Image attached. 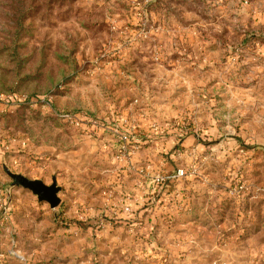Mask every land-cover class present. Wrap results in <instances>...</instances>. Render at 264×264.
<instances>
[{
    "label": "rangeland",
    "instance_id": "rangeland-1",
    "mask_svg": "<svg viewBox=\"0 0 264 264\" xmlns=\"http://www.w3.org/2000/svg\"><path fill=\"white\" fill-rule=\"evenodd\" d=\"M0 264H264V0H0Z\"/></svg>",
    "mask_w": 264,
    "mask_h": 264
},
{
    "label": "water",
    "instance_id": "water-1",
    "mask_svg": "<svg viewBox=\"0 0 264 264\" xmlns=\"http://www.w3.org/2000/svg\"><path fill=\"white\" fill-rule=\"evenodd\" d=\"M12 177L22 186L30 189L34 194L37 195L39 200L47 201L51 207H55L59 198L57 196L58 188L55 181L51 185L44 184L38 179H28L21 175L12 174Z\"/></svg>",
    "mask_w": 264,
    "mask_h": 264
},
{
    "label": "built area",
    "instance_id": "built-area-1",
    "mask_svg": "<svg viewBox=\"0 0 264 264\" xmlns=\"http://www.w3.org/2000/svg\"><path fill=\"white\" fill-rule=\"evenodd\" d=\"M176 172H177L176 175H181V173H182V172H181V169H177ZM176 175H175V176H176ZM165 177H166V178H169L170 176H165ZM165 177H164V176H161V177H160V176H157L156 179H157V180H163V179H166Z\"/></svg>",
    "mask_w": 264,
    "mask_h": 264
}]
</instances>
